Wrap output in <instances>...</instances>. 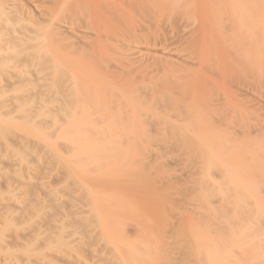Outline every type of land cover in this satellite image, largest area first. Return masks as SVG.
<instances>
[{
  "label": "bare ground",
  "instance_id": "6f19581e",
  "mask_svg": "<svg viewBox=\"0 0 264 264\" xmlns=\"http://www.w3.org/2000/svg\"><path fill=\"white\" fill-rule=\"evenodd\" d=\"M134 10L146 13L145 18L147 14L148 18L152 16L142 22L144 25L137 22V26L146 29L148 23L149 30L154 24V35L152 32L148 34L147 29L142 28V31L145 30L142 33L140 28H136L134 32H140L138 37L141 39L134 37L137 33L133 34V28H130L133 21H128V14L131 16ZM163 13L170 14L167 22L162 19L167 23V31L164 32L159 29L160 26L157 28L161 19L156 21L159 18H155V15L160 17ZM124 16V21L127 17L125 22H129L130 26L123 22ZM4 22H14V25L23 23L25 26H22L24 32L19 35L13 31H0V67L9 65L13 59L19 60V56H25L24 53L34 52L30 53L32 59L29 60L36 61L39 68L34 72L18 73L16 78L11 76L10 81L31 78L30 73L38 81L51 80L48 89L42 83L34 88L36 110L43 112L49 109L55 136H61L60 132H63L65 137L68 136L66 139L73 137L75 140L69 139L68 142L84 144V148L81 145L77 147L83 149L85 153L79 149L82 154L87 155L84 149L89 144L95 149V145H101L98 143L102 141L103 144L109 140V143H115L124 124L131 127L137 123L149 127L159 125L161 121L157 119L156 122L155 117H152L155 121H150L152 113L150 116L148 111L174 108L178 98L182 106L178 104L175 108L180 111L184 106L185 109L181 110V115L177 111L175 116L178 114L176 117L179 119L185 111L184 122L187 120L190 125L188 120L192 119L191 123H194L192 128L187 125L190 127V138L198 145L209 148L208 154L202 158L208 167V176H212V187L233 189L236 194L233 193L232 201L228 199L227 204H234V211L236 207L241 210L237 213L233 211L236 214H231L232 218L228 214L229 218L225 216L216 223L225 227L221 226L223 229L217 231L215 243L222 239V244L227 245L222 237L227 232L231 243L228 240L230 245L227 248L222 246L220 250L221 243L219 246L214 244L210 264H239L236 262L244 258L240 264H264V119L254 125L245 124L242 120L246 113L262 110V106L259 102L252 104L246 101L239 94L249 78L253 93L258 99L263 98L258 89L264 83V0H0V23ZM122 24L130 29L124 31H132L134 39H137L134 41L130 32L131 36L127 35L129 43L140 45L144 42L150 51L138 55L115 52L117 40L113 38ZM144 33H147L146 36ZM223 83L229 88L224 89L228 93L225 91L223 100L204 101L210 97L206 95L208 89L213 88L212 92H216ZM175 85L180 88L176 89ZM2 96L1 92L0 98ZM126 97L130 104L134 105V99L140 103L137 105L139 117H144L146 112V118L151 123L146 118L138 119L133 105L131 107L125 101ZM130 97L134 99L130 100ZM146 103L147 106H142ZM235 114L239 116L235 117ZM122 115H128V118L120 120ZM189 116L196 118L195 122ZM238 118L242 125L235 123ZM167 119L168 122H177L175 118ZM118 127L120 130L116 132ZM237 131L241 132V136L237 135ZM103 149L100 146V151L97 150L105 153ZM94 151L92 149V155L99 153ZM213 174L218 180L213 178ZM12 197H4L6 199L2 202L5 205L0 206V264H56L54 255L50 253L53 248L51 243L41 242L42 233L33 234V231L31 238L26 233L27 240L24 231L10 226L19 216H24L22 214L26 211L23 212V208L28 209L19 203V199ZM18 209L20 213L14 214ZM240 220L247 224V229L250 227L252 230L254 225L257 228L248 233L252 237L246 236H255V239L243 248L256 245L252 247V255L247 254L251 248H245L248 257L243 256L245 253L241 245L234 244L247 234L242 230L246 229V224L242 231L237 228ZM233 221H237L235 228ZM59 246L54 253L64 258L66 245L61 240ZM238 250L242 257L236 254ZM93 252L96 253L95 250ZM112 252L116 254V248Z\"/></svg>",
  "mask_w": 264,
  "mask_h": 264
},
{
  "label": "rangeland",
  "instance_id": "374dc122",
  "mask_svg": "<svg viewBox=\"0 0 264 264\" xmlns=\"http://www.w3.org/2000/svg\"><path fill=\"white\" fill-rule=\"evenodd\" d=\"M38 5L41 7L40 4ZM43 5L47 7L46 4ZM32 6L31 4V8ZM137 11L134 10L131 16L128 14V21H133L132 26L134 24L137 26V22L148 21L146 19L149 14L145 18L143 16L146 13ZM163 14L160 17L155 15V18H159L156 21L161 19L157 28L160 26L159 29L161 28L164 32L167 31V23L162 19H166L167 22L170 14ZM150 17L152 18L151 15ZM124 19L125 16L123 22L127 21V17L125 21ZM4 23H0L2 33L13 31L19 35L18 33L24 32L25 24L23 26L21 22V24L17 23L18 25H14V22L5 23L6 25ZM125 23L127 26L131 25L129 22ZM147 24L145 27L148 30ZM153 25H150L152 27L150 31L148 30V34L153 33L152 30L155 29ZM132 26L130 28H133V34L137 33L134 36L137 38L140 32H134V29L140 27ZM142 28L145 29L141 26L139 31H142ZM126 29L128 31L129 28H124L122 24L115 32L116 36L113 38L117 40L115 52L123 51L138 55L150 51L144 42L140 45H133L135 42L129 43L127 35L130 32L132 34V31L128 33L124 31ZM133 34V40L137 41ZM139 37L138 40L141 39ZM30 53H24L25 56H19V60L13 59L9 65L0 67V96L1 92L3 95L0 98V206L2 204L1 207H3L5 203L3 204L2 201L8 196L10 198L11 195L28 208H25L26 210L23 208V212L26 211L22 214L24 216H19L20 218L11 222L10 226H16L17 231H24L25 236H23L27 240L32 237L33 231V234L41 235L42 233L41 242L51 243L53 248L50 253L54 255L53 260L56 264H210L209 259L213 256L217 231L225 227L216 223H219L223 217L229 218V215L241 210L236 207L234 211L235 205L227 204L236 194L232 191L233 189L224 188L223 190L212 187V176H208V167L202 158L203 155L208 154L209 148L198 145L194 139L190 138L188 129L192 128L194 123H191L193 122L191 118L194 117H188L191 119L188 120L190 123L188 125L187 120L185 123L182 119L185 111L179 119L176 117L178 114L175 116L177 111L181 115V110L185 109L184 106L180 111L179 108H175L181 104H179L180 100L176 98L178 103L174 105L175 109L162 108L158 110L159 112L148 109L150 110V112L147 110L148 115L151 116L152 113L150 120L146 118L148 116L146 112L143 113L144 117H139L137 105L140 103L138 104L134 98L130 97V100L134 99L132 100L134 105L131 104L133 111L136 110V115L139 114L138 119L146 118V121L156 120V122L158 119L161 123L152 127L140 126L138 123L135 126L133 124L134 127L124 124L127 126L123 125L124 128H122L121 125L122 130L118 127L116 132L120 130L122 142H120L121 139L119 140L120 137H114L115 143H109L110 140L106 141V144H103V141L98 143L101 145L95 143V149L93 145V148L90 144L89 147L85 145L84 150L87 154L85 155L82 154L81 147L79 149L82 152L77 148L80 145L84 148V144L79 145L78 142L73 144L75 141L73 137L66 139L68 136L65 137L63 132H60V137L55 136L56 132H53L52 128V113L49 109L43 112L36 110L37 98L33 93L34 88L42 83L48 89L50 79L38 81L30 73L31 78L10 81L11 76L16 78L18 73L34 72L39 68L40 65L36 61L29 60L32 59L29 57ZM247 80L249 82L244 83L243 92L239 94L252 104L259 102L262 110L248 111L252 114L246 113L242 121L245 124L254 125L256 121L264 119V83L258 89L263 98L258 99L251 90L252 80L249 78ZM224 84L226 83L220 85V87L223 86L222 88L218 87L217 93L212 92L215 90L213 88L208 89L209 93L205 94L210 97L204 101L210 102L217 98L223 100L228 93L226 90H229L228 84ZM207 85L212 86L208 82ZM232 89L237 93L235 87ZM125 99L127 102V97ZM127 103L131 106L130 102ZM147 105V103L142 104V106ZM122 116H119L120 120L128 118V115ZM237 116L239 115L235 114V117ZM152 117L156 119L153 120ZM168 117L175 118L177 122H173L174 120L168 122ZM195 120L196 118L194 122ZM242 121L240 118L235 119L237 125H242L240 124ZM187 125L190 127L188 128ZM232 127L238 129L234 125ZM237 135L241 136V132L237 131ZM69 139L73 140L72 143L68 142ZM100 146L105 149V153L102 150L99 152ZM92 149L99 152L93 153L94 160H92ZM102 153H104L103 156ZM96 155L99 157L97 158ZM197 168L198 171H196ZM214 176L213 174V178L216 179L217 175ZM222 201H225V204ZM21 205V208L24 207ZM20 211L22 213V209ZM16 212L20 213L19 209L15 210L14 214ZM232 215L230 218L233 217ZM236 222L233 221L234 228L238 223L239 226L236 227L240 230L246 224L241 220ZM241 223L242 227H240ZM9 227L7 229L10 231ZM245 228L242 230L248 234L256 228V225L252 227V230L250 227L247 229V224ZM26 233L30 234L29 238ZM225 234L222 237L225 238L227 245H223L221 239L219 242L221 246L218 249L222 246L227 248L231 243L230 238H227L228 232ZM247 234L234 244L237 243L243 248L251 239H255V236L247 238L249 236ZM61 240L67 248L63 254L64 258L54 253L58 251L56 249L60 247ZM228 240L230 243H227ZM219 243H217L218 246ZM254 246H246L247 250L251 248L247 254L252 255ZM113 248H116V254L112 252ZM245 248L242 249L245 253L243 256L248 257ZM239 252L241 251H236V254ZM241 254L238 255L242 257ZM243 260L239 259L236 263L240 264Z\"/></svg>",
  "mask_w": 264,
  "mask_h": 264
}]
</instances>
